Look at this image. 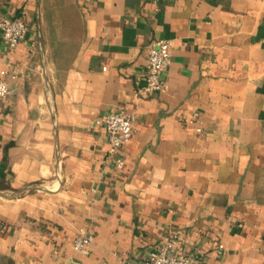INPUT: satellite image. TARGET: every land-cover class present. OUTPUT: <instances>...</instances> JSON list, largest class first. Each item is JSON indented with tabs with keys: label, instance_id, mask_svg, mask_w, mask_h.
I'll list each match as a JSON object with an SVG mask.
<instances>
[{
	"label": "crops",
	"instance_id": "obj_1",
	"mask_svg": "<svg viewBox=\"0 0 264 264\" xmlns=\"http://www.w3.org/2000/svg\"><path fill=\"white\" fill-rule=\"evenodd\" d=\"M0 264H264V0H0ZM171 40L166 89L141 93ZM134 117L123 166L97 123ZM199 129V130H198ZM91 233L84 252L75 238Z\"/></svg>",
	"mask_w": 264,
	"mask_h": 264
},
{
	"label": "built area",
	"instance_id": "obj_2",
	"mask_svg": "<svg viewBox=\"0 0 264 264\" xmlns=\"http://www.w3.org/2000/svg\"><path fill=\"white\" fill-rule=\"evenodd\" d=\"M0 33L7 51L11 52L26 38L28 25L23 17L4 16L0 18ZM171 47V40H158L149 46L145 83L141 93L155 94L165 91L164 73L171 65ZM16 79V74L10 73L8 68L0 70V100L10 94L11 83ZM97 123L105 129L108 156L116 158L117 167L123 166L120 152L133 137L134 117L123 111L113 112L98 119ZM92 242L91 233H82L75 238L73 248L76 252H84ZM176 244L175 237H166L160 247L149 252L143 264H190L192 259L189 256L179 257L172 253Z\"/></svg>",
	"mask_w": 264,
	"mask_h": 264
}]
</instances>
